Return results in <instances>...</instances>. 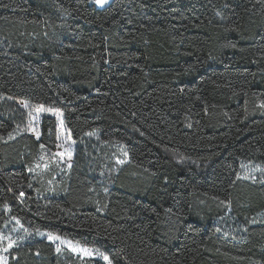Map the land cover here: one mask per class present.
Returning a JSON list of instances; mask_svg holds the SVG:
<instances>
[{
	"label": "trees",
	"instance_id": "1",
	"mask_svg": "<svg viewBox=\"0 0 264 264\" xmlns=\"http://www.w3.org/2000/svg\"><path fill=\"white\" fill-rule=\"evenodd\" d=\"M19 101L61 112L75 143L50 192L30 168L40 146L57 151V116L36 136ZM109 142L128 154L110 176ZM10 218L30 234L8 264H264V0H0V226Z\"/></svg>",
	"mask_w": 264,
	"mask_h": 264
},
{
	"label": "rangeland",
	"instance_id": "2",
	"mask_svg": "<svg viewBox=\"0 0 264 264\" xmlns=\"http://www.w3.org/2000/svg\"><path fill=\"white\" fill-rule=\"evenodd\" d=\"M92 1L97 6H104L111 0ZM19 103L27 111L29 131L36 136L39 135L40 122L44 114H54L57 116L59 122V145L57 151L51 152L45 147L40 146L36 157L34 155L32 157L35 165L30 168L31 172L39 178L40 184L44 188L40 193L50 192L54 185L62 183L66 177L69 166L74 158L75 143L63 125L61 112L43 106L31 105L23 101H19ZM98 155V163L103 175H112L128 161L126 148L121 142L105 143L101 147ZM259 170L258 166L245 165V175L248 177L257 176ZM130 178L132 183L137 184L138 187L145 186V179H136L134 176ZM31 233L46 237L50 241H53L59 249L67 248L81 258L103 257V254L99 250L73 242L61 236L53 235L42 230H36ZM29 234L16 218H10L7 223L0 226V264H8L9 249L18 242H21Z\"/></svg>",
	"mask_w": 264,
	"mask_h": 264
}]
</instances>
